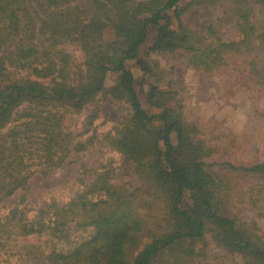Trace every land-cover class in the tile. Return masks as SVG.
Here are the masks:
<instances>
[{
  "label": "trees",
  "instance_id": "obj_1",
  "mask_svg": "<svg viewBox=\"0 0 264 264\" xmlns=\"http://www.w3.org/2000/svg\"><path fill=\"white\" fill-rule=\"evenodd\" d=\"M23 1L0 0V144L11 149L0 153V205L21 194L0 216V264H223L207 251L209 234L242 264H264L261 227L230 211L234 202L264 211V155L255 156L248 136L201 123L192 99L167 85L183 66L213 77L224 102L244 95L264 118V0H190L184 7L185 0H56L59 11L80 20L70 42L83 53L82 67L57 39L62 19L30 30ZM212 6L224 11L216 23L203 30L184 23L190 9ZM136 9L150 16L135 19ZM113 25L122 35L105 42ZM224 28L235 37L224 39ZM107 99L128 115L104 135L95 132L96 109L83 124L84 139L44 129L53 110L79 115ZM98 145L119 163H100L67 197L27 201L33 174L45 177ZM244 182L251 185L240 191ZM156 204L182 223L164 228L152 214Z\"/></svg>",
  "mask_w": 264,
  "mask_h": 264
},
{
  "label": "rangeland",
  "instance_id": "obj_2",
  "mask_svg": "<svg viewBox=\"0 0 264 264\" xmlns=\"http://www.w3.org/2000/svg\"><path fill=\"white\" fill-rule=\"evenodd\" d=\"M190 0L182 1L179 7H184ZM24 10L22 18L25 26L30 30H38L44 24L52 21L57 16L62 19L64 29L57 36L59 43L69 52L75 63L83 66L84 57L78 46L71 44L70 40L75 37L80 20L78 17L71 14L67 9L59 11L56 8V0H39L35 4L23 1ZM223 9L218 6L193 8L183 16V21L186 25L199 30L209 24L216 23L222 18ZM150 13L144 9H136L133 11L135 19L149 17ZM163 24L161 21H153ZM175 25V22H173ZM221 36L226 40L234 38V31L230 28L220 30ZM122 35V28L117 25L110 26L103 35L105 42L117 39ZM149 42H152V38ZM19 74L16 79L22 78ZM217 78V77H216ZM213 77L202 76L194 73L191 70H186L183 66H179V70L173 71L168 78V89L170 91H181L192 99V105L195 110L196 117L201 123L219 124L224 126L232 135L236 137L248 136L252 140V148L256 157L264 155V118L255 113V107L252 101L247 100L244 95L236 94L229 101H222L216 92L213 90ZM113 78H110L111 85ZM148 84H154L149 81ZM148 86H145L147 90ZM144 108L152 113L160 112V105L148 106L144 104ZM96 109L98 117L94 123L95 132L98 135H104L113 130L119 122L128 115V110L124 104L113 99L99 101L90 106L88 110L79 115H69L62 110H53L43 121L44 129L51 135H55L60 128L67 129L76 139H84L80 137L82 127L88 114ZM259 110L264 109L259 107ZM17 115H14L12 121L15 122ZM154 130H160L161 124L156 122L153 125ZM8 143L0 144V153L8 154L10 152ZM70 163H67L60 168L52 171L47 176H41L39 173L33 174L29 180V190L27 201L30 203L39 204L43 200L51 197H67L74 191L80 188L78 179L92 177V171L95 170L100 163L106 160H113L115 164L119 163V155L108 149L102 148L99 145L93 148L90 152L72 155ZM37 170V169H36ZM126 179L116 181L115 183L124 182ZM251 185L249 182H244L240 186V191H246ZM21 194H16L9 200L0 205V216L5 215L16 202L19 201ZM188 203L184 201L181 205L182 211H186ZM232 214L238 216L242 221L248 222L255 220L262 230V238L264 240V211H255L248 206L239 205L234 202L230 206ZM152 214L159 220L161 225L166 228L176 226L182 223V218L176 215H168L160 204H156L152 208ZM31 243H41L42 240L30 238ZM207 251L215 259H219L223 264H242L238 255L228 254L223 248L218 246L213 240L212 235L207 236Z\"/></svg>",
  "mask_w": 264,
  "mask_h": 264
}]
</instances>
